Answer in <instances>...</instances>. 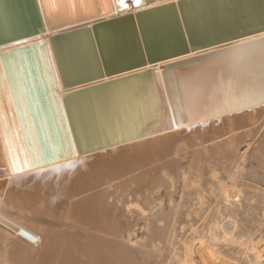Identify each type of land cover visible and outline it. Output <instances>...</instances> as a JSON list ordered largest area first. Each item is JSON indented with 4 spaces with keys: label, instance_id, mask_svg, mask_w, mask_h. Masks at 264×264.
I'll return each mask as SVG.
<instances>
[{
    "label": "bare ground",
    "instance_id": "bare-ground-1",
    "mask_svg": "<svg viewBox=\"0 0 264 264\" xmlns=\"http://www.w3.org/2000/svg\"><path fill=\"white\" fill-rule=\"evenodd\" d=\"M18 1L28 6L25 18L41 26L0 43V50L28 42L21 56L33 73L29 119L43 157L37 164L30 147L0 130V264H264V0H183L196 40L235 23L227 17L231 5L236 23L249 27L196 49L178 0H141L139 6L126 0L127 8L119 0H85L77 12L94 6L98 15L53 29H45L41 0ZM9 9L6 23L0 11V32L16 24ZM135 13L150 52L168 37L176 40V32L187 49L63 87L48 36L87 27L59 39L70 80L101 67L92 25L105 19L116 17L121 25L130 15L135 39L124 22L119 56H133L139 47L145 57ZM64 15L73 14L52 17ZM106 34L103 39L112 35ZM2 53L0 61L12 59ZM123 76L83 90V98L76 94ZM110 84L103 104L98 95ZM69 92L70 104L64 100ZM85 161L66 182L63 173Z\"/></svg>",
    "mask_w": 264,
    "mask_h": 264
},
{
    "label": "water",
    "instance_id": "water-1",
    "mask_svg": "<svg viewBox=\"0 0 264 264\" xmlns=\"http://www.w3.org/2000/svg\"><path fill=\"white\" fill-rule=\"evenodd\" d=\"M9 3L8 4H2L0 2V5H2L3 7L1 8V14L3 15L4 21L6 23L7 19H8V13L6 11V9L10 8L14 15H15V20H16V24L8 27L5 31H1L0 32V43H3L5 41L11 40V39H15L17 37H22L25 36L29 33H35L37 31L38 28H40V21L36 22L34 20H30L25 18V12L27 13L28 10V6L27 8H25V4H21L20 1L18 0H8ZM183 0H178L177 1V5H178V9L180 11V15H181V19L183 22V25L185 27V31L187 34V39L189 41V45L191 46L192 49H196L197 46H203V45H208V43H214V41H218L217 39H225V38H229V37H233L236 35H239L240 33H246L249 30V27L246 28L248 26V24L245 23H236V11H232V9H234V6L231 5L230 10V14L227 15V17L231 20V18L233 19V21H235V23H232L231 25L229 24L227 28L222 29L223 31L221 32V34L218 33H214L213 35L209 34V32L206 34H203L201 37H199L197 40L195 38V36L189 31V28L187 27L183 12H182V7H181V2ZM234 1V0H233ZM238 2V1H237ZM15 4L14 6L17 7L18 10H16V8L13 6V4ZM41 3V2H39ZM234 3V2H233ZM239 3V2H238ZM42 4V3H41ZM171 4V3H167V6ZM240 6V4H238ZM166 6V5H165ZM42 7V6H41ZM9 9V10H10ZM241 9V8H240ZM99 7H94L92 6L90 9H88V12L85 11H80V12H76L75 15H64V16H56V18H48L45 17V15L43 14V20H44V25H45V29H53L55 27H60L61 25H66L68 23H72L74 21H78V20H83V19H88L89 15H98L99 14ZM221 13L224 11L223 8L220 9ZM242 12V11H241ZM43 13V12H42ZM139 13H135V20L138 26V30H139V35L141 38V44L143 45V49L145 51V57L142 56L141 51L139 49V47L136 48V54H133V56H130L127 54L125 57L120 58L119 55L122 54V50L123 47H121V45H119V41H122L123 39V35L122 32L120 31V29L123 26L124 22H126L127 24V28H129L131 30V33L134 37V23H133V19L130 15H127L126 17L123 18L121 25H119L117 23V18H112V19H105L103 21H100L98 23H94L92 25V30H93V37H94V41L96 43V46L98 47V52L100 54L101 57V61H102V65L101 67H98L96 69H84L83 71H81L80 73H77L76 75H74V77L72 79H66L63 73V68H62V62H61V56L59 54V39L63 38V36H72L73 32H77L79 30H84L85 28H87L86 26H82V27H76V28H70V29H66L63 31H59L58 33H53L51 35L48 36V42L51 48V53L53 55L54 61L56 63V67L58 70V74L59 77L61 79V83L63 85V87H69L71 85H75L78 83H83L85 81L94 79L98 76H100L101 74L104 75H113V74H117V73H122L124 71H128L131 69H134L140 65H143V62L145 61V58H147L149 61L152 59H159V58H166L172 55H176L178 53H181L183 51H185L187 49V45L184 43V41L182 40V38L180 37V35L178 34V32H176V34L178 35V37L176 40H171L168 37L167 42H164V46H160L159 49L157 51H153L150 52L146 45H145V40H144V34L142 32V28L140 25V19H139ZM218 16V14H216ZM241 15V14H240ZM240 17V16H239ZM28 20V22L26 21ZM244 19L242 20L241 17V21L244 22ZM232 22V21H231ZM247 24V25H246ZM104 29H107L109 31V35L112 34L110 37H108L107 39H103V37L108 34H106L107 30L104 31ZM126 28H123V30ZM86 30V29H85ZM251 30V29H250ZM119 31V32H118ZM174 36V35H173ZM65 38V37H64ZM135 39V37H134ZM138 53V56H136ZM0 56H5V53H2V55ZM127 57V58H126ZM120 58V59H119ZM117 60V61H116ZM127 76H133V73H131L130 75ZM127 76H123V77H118L116 79L113 80H109L106 82H102V83H97L96 85H90V86H86V87H81L79 89L76 90V94H78L80 97H85L84 93L85 91L83 90H87V88H91V87H98V86H103L104 84L108 83V82H112L114 80H123L124 78H126ZM102 88V87H100ZM97 90V89H95ZM73 92V91H72ZM88 92V91H86ZM74 93H67V95L64 97V100L67 99V96H73ZM77 95V96H78ZM108 147V146H107ZM109 148H113V147H109ZM108 152V148H106L105 150H100V153H105ZM93 156V155H92ZM87 164V161L80 163L74 167H69V169L67 171H65L63 174H65V181H71V179L73 178L75 172L77 170H79V168L83 167L84 165ZM45 170H50L53 172H57V171H62L61 168H48ZM27 175V173H23L21 175H17L15 177H13V179H21L24 178Z\"/></svg>",
    "mask_w": 264,
    "mask_h": 264
},
{
    "label": "snow or ice",
    "instance_id": "snow-or-ice-1",
    "mask_svg": "<svg viewBox=\"0 0 264 264\" xmlns=\"http://www.w3.org/2000/svg\"><path fill=\"white\" fill-rule=\"evenodd\" d=\"M41 2L44 6V14L48 18L66 10H70L71 14L75 15L77 4L81 9L86 8L85 0H41ZM119 2L122 8H127L126 0H119ZM101 3L104 4V0H101ZM134 3L139 6L141 0H134ZM104 10L109 11V8L105 5ZM227 47H235V45H227ZM28 48L27 41L16 40L8 48L0 50L12 57L11 60L0 61V130L7 132L9 136L14 133L15 140L24 147H30L33 150L34 161L40 164L43 153L36 148L32 123L29 119V97L34 86L29 83L28 78L32 77L33 73L26 70L25 60L21 56L23 52L28 51ZM17 57H21L18 64L16 63ZM177 59L184 58L178 57ZM57 106H59V101H57ZM60 115L63 118V114ZM175 115H179V112L176 111ZM175 122L173 118V123ZM69 147L72 148L74 145L70 143Z\"/></svg>",
    "mask_w": 264,
    "mask_h": 264
},
{
    "label": "rangeland",
    "instance_id": "rangeland-1",
    "mask_svg": "<svg viewBox=\"0 0 264 264\" xmlns=\"http://www.w3.org/2000/svg\"><path fill=\"white\" fill-rule=\"evenodd\" d=\"M73 43L75 44V42H73ZM2 58H3V56H0V59H2ZM67 58H68V57H67ZM68 59H69V58H68ZM69 60H70V59H69ZM87 60H88V59H87ZM71 62H73V61H71ZM73 63H74V62H73ZM71 64H72V63H71ZM119 83H121V82H118L117 85H119ZM111 87H112L111 84L108 85V86H106V87H105V90H104V93H103L102 95H98L99 101L102 100V101H103V104H105V97H106V96H105V92H107L106 95L108 96V92H109L108 89L111 88ZM71 98H72V96H70V97L68 96V98H67L68 101H69V104L71 103V101H70ZM81 105H83V103H81ZM70 107H71V109H74V108H75V107H73V106H70ZM89 140H90V139H89ZM87 141H88V140H87ZM263 245H264V243L261 244V246H263ZM198 264H203V263L200 261V263H198Z\"/></svg>",
    "mask_w": 264,
    "mask_h": 264
}]
</instances>
